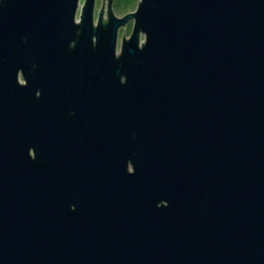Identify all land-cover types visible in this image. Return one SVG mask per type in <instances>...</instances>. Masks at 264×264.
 Masks as SVG:
<instances>
[{"label":"water","instance_id":"1","mask_svg":"<svg viewBox=\"0 0 264 264\" xmlns=\"http://www.w3.org/2000/svg\"><path fill=\"white\" fill-rule=\"evenodd\" d=\"M77 6L0 0V264H264V0Z\"/></svg>","mask_w":264,"mask_h":264},{"label":"rangeland","instance_id":"2","mask_svg":"<svg viewBox=\"0 0 264 264\" xmlns=\"http://www.w3.org/2000/svg\"><path fill=\"white\" fill-rule=\"evenodd\" d=\"M101 0H95L94 2V9H93V14L94 17H96V14L98 13V9L101 5ZM139 0H111V7L112 10L114 12V14L117 15V17H121L123 14L127 13V12H132ZM82 3V1L80 2V4ZM104 3V0H103ZM78 11H77V16L76 18H78ZM132 28V21H129L126 25L120 27L117 31L118 34V39H120V37H122V32L124 37H128L130 34ZM124 29V30H123ZM139 39L142 40L143 37L140 34L139 35ZM118 47H119V43L117 44V51H118Z\"/></svg>","mask_w":264,"mask_h":264},{"label":"flooded vegetation","instance_id":"3","mask_svg":"<svg viewBox=\"0 0 264 264\" xmlns=\"http://www.w3.org/2000/svg\"><path fill=\"white\" fill-rule=\"evenodd\" d=\"M81 1H82V3H83L84 0H78V6H77V9H76V13H75V21H78V20H79V18H76V16H77V11H78V12L80 11V6L82 5V3L80 4ZM94 2H95V0H93V9H94ZM100 2H102V0H101ZM100 6H101V5H100ZM93 9H92V22H93V25H96V23H97V19H98V13H99V9H100V7H99V9H98V13L96 14V17H94ZM110 9H111V12L113 13V15H115V16L117 17V15L114 14V12H113V10H112V7H111V0H110ZM101 18H102V19H105V18H106V0H104V3H103L102 12H101ZM129 21H132V24H133V20H132V18H129V19L125 22L124 25H126ZM124 25L118 26V27H117V31H118V29H119L120 27H122V26H124ZM117 31H116V49H117V44L119 43V47H120V42H121V37H120V39H118ZM119 47H118V51H119ZM116 51H117V50H116ZM118 51H117V52H118ZM19 79H20V81H22V79H21L20 77H19ZM22 82H23V81H22Z\"/></svg>","mask_w":264,"mask_h":264}]
</instances>
